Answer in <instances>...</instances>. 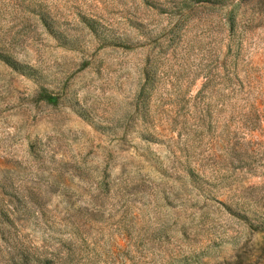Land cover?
Listing matches in <instances>:
<instances>
[{
    "label": "rangeland",
    "instance_id": "1",
    "mask_svg": "<svg viewBox=\"0 0 264 264\" xmlns=\"http://www.w3.org/2000/svg\"><path fill=\"white\" fill-rule=\"evenodd\" d=\"M0 264H264V0H0Z\"/></svg>",
    "mask_w": 264,
    "mask_h": 264
}]
</instances>
